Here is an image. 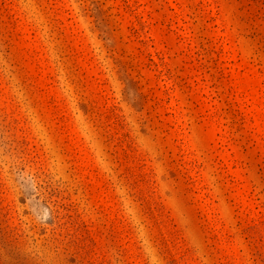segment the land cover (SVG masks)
Listing matches in <instances>:
<instances>
[{
	"label": "rangeland",
	"instance_id": "rangeland-1",
	"mask_svg": "<svg viewBox=\"0 0 264 264\" xmlns=\"http://www.w3.org/2000/svg\"><path fill=\"white\" fill-rule=\"evenodd\" d=\"M0 264H264V0H0Z\"/></svg>",
	"mask_w": 264,
	"mask_h": 264
}]
</instances>
